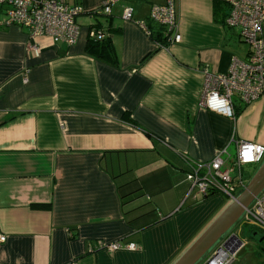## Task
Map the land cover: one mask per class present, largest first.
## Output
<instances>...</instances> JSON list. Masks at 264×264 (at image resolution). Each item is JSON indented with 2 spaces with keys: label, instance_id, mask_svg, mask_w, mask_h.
Instances as JSON below:
<instances>
[{
  "label": "crops",
  "instance_id": "1",
  "mask_svg": "<svg viewBox=\"0 0 264 264\" xmlns=\"http://www.w3.org/2000/svg\"><path fill=\"white\" fill-rule=\"evenodd\" d=\"M65 2L82 9L73 46L0 25V264H173L231 201L191 189L180 156L225 151L227 168L239 142L264 146V97L234 99V119L200 106L205 73L225 74L248 47L217 0H173L178 43L163 28L164 43L151 38L166 0L108 15L95 13L103 0ZM92 28L112 54L87 52Z\"/></svg>",
  "mask_w": 264,
  "mask_h": 264
},
{
  "label": "built area",
  "instance_id": "2",
  "mask_svg": "<svg viewBox=\"0 0 264 264\" xmlns=\"http://www.w3.org/2000/svg\"><path fill=\"white\" fill-rule=\"evenodd\" d=\"M65 1L0 0V6L5 9V19L0 22V25L26 29L31 37L45 36L53 43L73 46L78 41L80 34V28L75 20L81 14L82 9L79 7L70 8ZM120 1L122 0H103L100 9L95 13L108 15L111 8ZM219 1L228 8L226 25L238 29L240 39L248 47V54L245 60L233 57L225 74L205 73L200 106L206 111L212 112L207 107V97L215 90L230 102V111L223 107L220 108L221 116L234 119V99L242 105H248L264 97V0ZM132 17L133 9L126 7L123 10V20L131 21ZM149 19L163 28L167 43L179 42L180 36L173 33L176 20L173 0H166L165 6H153ZM103 38L102 30L90 29V40L101 41ZM247 144L256 145L239 142L236 148V158L227 168H222L220 159L222 154H226L225 151L218 153L210 163L203 164L193 163L185 155H181L182 161L189 168L186 179L190 183L191 189H196L202 197L216 191L233 201L239 195L237 193L246 186L243 168L264 162V156L252 163L243 162L241 152L244 145ZM241 218L245 227L264 234V190L244 209ZM0 242H4L3 237H0ZM243 245L244 243L235 235L225 247L220 244L209 256L206 264H232ZM117 248V244L107 247L110 251ZM129 248H133V246H129Z\"/></svg>",
  "mask_w": 264,
  "mask_h": 264
},
{
  "label": "water",
  "instance_id": "3",
  "mask_svg": "<svg viewBox=\"0 0 264 264\" xmlns=\"http://www.w3.org/2000/svg\"><path fill=\"white\" fill-rule=\"evenodd\" d=\"M262 190H264V163L260 165L239 195L173 264H196L241 217L244 209ZM233 237H235L234 234L229 235L221 246L225 247ZM209 258L203 264H206Z\"/></svg>",
  "mask_w": 264,
  "mask_h": 264
},
{
  "label": "rangeland",
  "instance_id": "4",
  "mask_svg": "<svg viewBox=\"0 0 264 264\" xmlns=\"http://www.w3.org/2000/svg\"><path fill=\"white\" fill-rule=\"evenodd\" d=\"M262 163L264 162H261L260 164H256L253 166L251 173H248L247 178L245 179L246 184L250 181V179L256 173V171L258 170V168ZM239 192L237 194H239ZM230 203L231 201L226 199L223 209L226 206H228ZM232 234L236 235L238 239L242 243H244L243 247L239 250V252L235 256L234 259L235 263L233 262L232 264H260L259 256L264 258V242L262 241L259 242V240L264 239V234L260 232H256V235L252 236L249 229L243 225L241 217L230 227V229L221 237V239L196 264H202V262L204 263L205 260L212 254V252L220 244H222L229 235Z\"/></svg>",
  "mask_w": 264,
  "mask_h": 264
},
{
  "label": "clouds",
  "instance_id": "5",
  "mask_svg": "<svg viewBox=\"0 0 264 264\" xmlns=\"http://www.w3.org/2000/svg\"><path fill=\"white\" fill-rule=\"evenodd\" d=\"M229 100L226 97L221 96L218 92L213 90L207 97V107L210 111L216 113L217 115H221L220 108L229 109ZM261 156H264V146L259 144L252 145L247 144L244 145L243 150L241 152V157L244 163H252L258 160Z\"/></svg>",
  "mask_w": 264,
  "mask_h": 264
},
{
  "label": "trees",
  "instance_id": "6",
  "mask_svg": "<svg viewBox=\"0 0 264 264\" xmlns=\"http://www.w3.org/2000/svg\"><path fill=\"white\" fill-rule=\"evenodd\" d=\"M217 4H219L221 1L217 0ZM223 3V2H222ZM220 5V4H219ZM151 32V38L157 43H164L165 38L163 37L162 28L160 27H149ZM104 33V32H103ZM87 52L91 55H97L102 56L105 53H113L112 46L110 45V40L105 37L101 41H95V40H89L87 44ZM249 231L251 233H256L255 230L249 228Z\"/></svg>",
  "mask_w": 264,
  "mask_h": 264
}]
</instances>
